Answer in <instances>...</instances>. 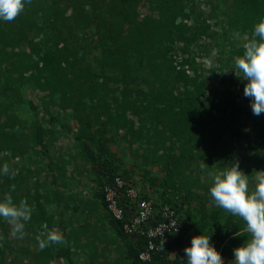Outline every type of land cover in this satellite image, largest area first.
Listing matches in <instances>:
<instances>
[{"label": "trees", "instance_id": "1", "mask_svg": "<svg viewBox=\"0 0 264 264\" xmlns=\"http://www.w3.org/2000/svg\"><path fill=\"white\" fill-rule=\"evenodd\" d=\"M191 1L31 0L14 21L0 20V201L5 194L17 205L22 199L27 201L32 214L25 227L31 229L30 240L36 246L18 247L8 264H23V260L15 261L19 256L28 258L30 264H49L56 257L70 264L72 251L79 258L88 254L79 246H89L90 217L95 227L105 226L114 238L115 250L125 253L120 257L124 263L118 259V264H187L184 249L199 235H209L224 264H232L233 250L247 240L248 233L239 217L215 206L211 184H199L202 163L204 173H209L231 167L233 160L229 147L220 145L224 143L221 131L213 142L209 138L211 119H206L204 106L214 104V93L208 91L202 69L194 66L189 48L195 46L201 57L208 55L210 51L202 43L206 38L219 49V55L228 53L234 61L243 54V45L236 49L228 33L238 30L250 38L255 24L264 17V0H221L220 13L211 4L206 14ZM212 18H217L220 29L213 27ZM246 83L231 82L243 96ZM28 91L33 100L27 98ZM13 106L34 111L38 118L23 119ZM221 109L219 106L217 111ZM251 131L253 136L237 138L246 139L244 148L252 153L253 159L246 160L252 168H245L244 173L249 178L255 171H264V113L253 121ZM62 137L72 140V156L59 159L55 176L65 173L71 158L87 162L89 169H73L51 192L39 191L41 170L32 165ZM114 144L128 150L134 147V162L146 166L142 173L149 176V184L157 179L150 177L151 166L158 164L163 174L158 180L169 195L159 202L142 195L151 200L154 210L145 227L159 221L162 206L173 209L178 221L177 232L154 241L158 255L148 263L137 259L145 238L124 233V221H115L106 209L103 185L115 176L129 182L131 171L125 169L118 149H111ZM35 146L39 150H33ZM47 165L50 169L52 163ZM83 179L94 182L91 196L72 200L58 189L82 185ZM207 203L212 204L209 210ZM48 204L53 209L58 205V209L47 211ZM89 206L95 208L93 214ZM120 206L128 222L133 204L123 199ZM45 224L49 231L56 227L67 243L50 244L41 251L36 236ZM8 225L0 218V264H6L13 251L7 240ZM67 226L72 230L63 234ZM81 227L86 239L70 244L71 231ZM95 258L108 259L101 252Z\"/></svg>", "mask_w": 264, "mask_h": 264}, {"label": "rangeland", "instance_id": "2", "mask_svg": "<svg viewBox=\"0 0 264 264\" xmlns=\"http://www.w3.org/2000/svg\"><path fill=\"white\" fill-rule=\"evenodd\" d=\"M196 7H199V10L204 12V14L208 13L210 8L212 7L211 4L216 8V13H220L222 9V3L221 0H192L191 1ZM198 10V9H197ZM210 22L213 23V27L216 29H220V26L217 18H212ZM190 23V22H187ZM228 39L234 45V47L237 49L238 47L242 46L244 42L247 39V35L245 33H240L238 30H232L228 33ZM202 43L205 45L207 49H209V54L206 56H199L198 52H196L195 46H191L189 49L191 51V58L194 59V66L199 67L202 69V76L206 79V85L208 88V91H211L214 93L213 98V105H208V107L204 106V109L206 111L205 117L206 119H211L210 126L211 129L209 131V138L213 142V138H215L219 132L221 131L222 134V141L223 144L220 145H226L231 150L230 155L232 157L233 162H239V167H242L240 169L245 173V168L250 167L252 168V164L247 162V158L249 160H252V153L247 152L244 148L246 139L240 138L239 140L238 135H244V134H251L252 135V123L254 120L258 119L260 117L253 115L250 103V98H247L242 95V93L235 88L231 84V82H246L242 78L238 77L240 73L234 66V61H231L230 58H228V53L224 55H219V49L215 47L213 42L208 41L206 38H202ZM179 44H178V50H179ZM224 47V46H223ZM221 50V48H220ZM224 51L226 49H223ZM135 64V62H134ZM133 64V67L135 66ZM147 66V63L144 64ZM192 73V72H191ZM193 74V73H192ZM237 74V75H236ZM231 78V81H230ZM230 81V82H229ZM27 98L30 100H33L34 95L28 91V94L26 95ZM232 99L231 97H234ZM206 97V95L204 96ZM232 99V100H231ZM221 106V110L217 111L218 107ZM237 109L236 111H233L232 109ZM13 109L16 113H19V116L23 119H27L29 121L35 120L38 118V116L35 114L34 111H27L23 107H17L13 106ZM75 122H71L72 129H75L76 125ZM253 136V135H252ZM219 143V142H218ZM54 147H49L48 149H45L42 154H39L40 160H35L32 167L35 169L41 170V173L38 174V180H37V190L39 191H45L51 192V189L56 188V184L59 182V180H63L64 177H68V175L73 174V169H78V167L83 166V170H88L89 165L87 162L83 161H77L75 158L69 161V165L66 166L65 173L61 176H55L56 168L59 167V159L60 160H68L70 156H72L71 148H73L72 140L68 137H62L56 140L54 143ZM112 150H115L116 148L119 151L120 157L123 159V162L125 163V169H130L131 171L128 172L129 182L131 185H133L135 188L139 189L140 193L144 196L150 197L151 199H154L155 201L161 200L163 197H166L169 195L168 191L165 190L163 186H161V182L158 180V178H161L163 175L159 171L158 164H154V166H151L149 162H147V166H151L152 173L150 177H157V179L154 182V185L149 184V176H145L143 172V168L146 166L138 164V162H134L133 153L131 152L134 147H132L131 150H128L126 147H123L122 144H114V146H111ZM264 147V144L261 145V148ZM33 150L38 149V146H35L32 148ZM69 149V150H68ZM41 151V150H40ZM69 151V152H67ZM140 155V149H138V158ZM245 160H242V159ZM198 160V159H197ZM242 160V161H241ZM51 162L52 165H50V169H48V162ZM76 163V164H74ZM144 164V163H143ZM146 164V163H145ZM76 165V166H75ZM75 166V168H74ZM73 167V168H72ZM193 167V166H192ZM1 171H7L5 168H1ZM69 172V174H66ZM211 172V171H210ZM89 177H92L89 175ZM254 177L249 178L250 185L254 182ZM55 181V182H54ZM82 185L85 187V189L82 188L81 184L77 185H66L65 187H58L60 191H62V194L72 197V200L75 199L73 197L77 196L80 198L87 197V194L91 196L93 192V188H95L93 181H88V179L80 180ZM199 184L201 186H207L212 185V177L209 175L208 172L204 173V170L201 169L200 166V174H199ZM56 185V186H55ZM91 189V191H90ZM65 200V199H64ZM69 201V200H68ZM66 202V200H65ZM66 204L70 205V202H66ZM195 205V203H194ZM212 204H206V209H211ZM58 208V205L56 206ZM91 214L95 212V208L93 206H89ZM184 209H186L184 207ZM193 211V208H192ZM69 211H66V214H68ZM91 216V215H90ZM91 218H89V221H91ZM94 219V218H92ZM88 221V219H87ZM191 223H194V220L190 221ZM82 223V222H81ZM95 223V225L93 224ZM91 223L93 227V231L91 232V235L88 234L89 237V246L84 247L79 246V249L85 250L88 254H83L82 256V263L86 264L87 260L91 259V262L94 261L97 257V255H100V252L102 254H106L108 256V259H104V261L100 262V264H118V259H122V262L124 263V258H118L125 255L124 252L116 251L115 250V243L114 238L110 237V235L107 232L106 228L100 227L99 224L97 227L96 222L94 221ZM81 225V224H80ZM10 226V225H8ZM72 226V225H71ZM1 230V227H0ZM9 234L7 235V240L12 245V252L7 255L6 257V264H8V261L12 258L13 254H15V251L18 247L21 246H28L29 249H32L36 246L31 243V234L32 231L30 228L24 229L25 235L22 239L20 238H12ZM52 230H55L54 228ZM65 233L67 232L66 228L64 229ZM80 231H71V239L69 242H77V239L85 240L86 239V233H83V228L81 227L79 229ZM63 233V234H65ZM102 241L104 242L102 244ZM88 242L86 244H88ZM115 255V256H114ZM117 257V258H116ZM23 260V264H30V260L28 258H15V261ZM102 260V259H101ZM108 260V261H107ZM55 264H68L64 259L62 262L58 263L55 260H53ZM70 264H73L72 262ZM79 264V263H78Z\"/></svg>", "mask_w": 264, "mask_h": 264}, {"label": "clouds", "instance_id": "3", "mask_svg": "<svg viewBox=\"0 0 264 264\" xmlns=\"http://www.w3.org/2000/svg\"><path fill=\"white\" fill-rule=\"evenodd\" d=\"M26 3L30 4L31 0H0V20L14 21ZM234 66L240 73L236 75L247 81L243 94L251 100L253 115H261L264 113V17L255 24L251 37L243 44V54L235 58ZM205 167L202 163L201 169ZM209 175L212 177L209 192L215 206L239 217L244 222V232L248 233L247 240L233 250L232 264H264V171H255L251 185L249 175L244 174L235 161L231 167L209 172ZM31 214L32 209L25 199L17 205L10 194H5L0 201V218L11 226L12 238L24 237L25 223L31 219ZM43 229L36 236L41 251L50 244L67 243L59 230L49 231L46 224ZM184 253L187 264H224L221 255L210 244L209 235L193 237L191 246L186 247Z\"/></svg>", "mask_w": 264, "mask_h": 264}, {"label": "built area", "instance_id": "4", "mask_svg": "<svg viewBox=\"0 0 264 264\" xmlns=\"http://www.w3.org/2000/svg\"><path fill=\"white\" fill-rule=\"evenodd\" d=\"M103 197L107 211L115 221L122 223V230L127 235H142L145 240L144 250L139 252L137 259L142 263H148L153 259L154 253L157 251L154 241L164 238L169 233H175L179 230L178 221L173 209L162 206L159 211V221L147 226L151 218H153V207L150 199L142 197L136 188L129 182L123 181L119 176H115L111 183L102 187ZM125 200L129 204H133L130 220L126 222L124 211L120 206V201Z\"/></svg>", "mask_w": 264, "mask_h": 264}, {"label": "crops", "instance_id": "5", "mask_svg": "<svg viewBox=\"0 0 264 264\" xmlns=\"http://www.w3.org/2000/svg\"><path fill=\"white\" fill-rule=\"evenodd\" d=\"M137 189V188H136ZM138 191H139V189H137ZM139 193H140V191H139ZM141 194V193H140ZM142 195V194H141ZM55 206V205H54ZM56 207V206H55ZM58 208L56 207V208H52V206H50L49 204L47 205V207H46V210L47 211H52V210H57ZM88 222H89V224H91V223H93L94 222V220L91 218V221H89V218H88ZM94 225H95V223H93ZM72 226H74V225H72ZM56 227H54V229H55ZM66 230H67V233H69V231L70 230H72L71 229V226H67L66 227ZM52 231V230H51ZM65 231V230H64ZM63 231V233H65ZM109 235H110V233H109ZM73 244L74 245V242H70V244ZM72 245V246H73ZM72 246H70V248H72ZM70 251H72V249H70ZM71 256H70V258H71V262L73 263V264H83L82 263V255H81V258H79L78 256H75L74 255V253H73V251L71 252V254H70ZM115 256V255H114ZM121 256H122V254H121ZM106 258H109L108 256H106ZM117 258V257H116ZM118 258H120V257H118ZM102 258H98V259H96V260H94V261H92L91 262V260H89V262H91L90 264H99L100 262H102V261H104V259H102ZM53 260H55L56 262H58V263H60V262H62V260H63V258H61V257H56V258H53V259H51L50 261H49V264H55L54 263V261ZM66 261V260H65ZM88 261V260H87Z\"/></svg>", "mask_w": 264, "mask_h": 264}, {"label": "water", "instance_id": "6", "mask_svg": "<svg viewBox=\"0 0 264 264\" xmlns=\"http://www.w3.org/2000/svg\"><path fill=\"white\" fill-rule=\"evenodd\" d=\"M158 255V252L154 253L153 259H155V257Z\"/></svg>", "mask_w": 264, "mask_h": 264}]
</instances>
